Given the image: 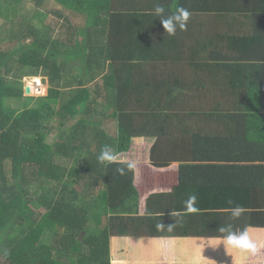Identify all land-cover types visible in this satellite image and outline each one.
Masks as SVG:
<instances>
[{
	"label": "crops",
	"instance_id": "obj_1",
	"mask_svg": "<svg viewBox=\"0 0 264 264\" xmlns=\"http://www.w3.org/2000/svg\"><path fill=\"white\" fill-rule=\"evenodd\" d=\"M89 1L102 7L97 15L101 27L96 30L117 38L111 46L117 58H102V78L95 80L101 82L102 96L111 103H136L133 90L149 83L172 91L161 101L209 105L204 113L188 114L201 110L193 106L168 121L161 117L149 123L165 132L150 136L145 130L130 150L128 160L136 165L133 182L140 186L142 202L138 215L131 216L128 235L110 237V263L264 264V208L259 210L264 206V108L244 110L250 95L240 89L259 87L252 102L264 107V0H190L187 30L175 36L165 35L154 11L152 24L141 17L120 18L113 27L104 23L106 8L141 13L147 6L154 8L157 0ZM75 2L38 0L34 5L53 19L55 35L62 39L63 34L86 28L88 16L71 8ZM125 23L132 28H125ZM145 33L148 37L153 33L149 57L143 49ZM202 82L206 84L201 97H181L188 83L199 88ZM127 120L138 132L143 128L141 117L132 114ZM192 194L197 195L199 209H209L185 214L183 202ZM246 199L248 206L239 219L223 211V203ZM160 223L174 227L158 229ZM229 224L236 230L248 229L258 246L256 255L234 249L236 256H223L230 249L221 245L217 229Z\"/></svg>",
	"mask_w": 264,
	"mask_h": 264
},
{
	"label": "trees",
	"instance_id": "obj_2",
	"mask_svg": "<svg viewBox=\"0 0 264 264\" xmlns=\"http://www.w3.org/2000/svg\"><path fill=\"white\" fill-rule=\"evenodd\" d=\"M33 1L37 4L38 0ZM74 1L76 6L71 8L84 12L88 22L86 28L78 32L75 29L63 40L55 35L57 25L52 24L53 19L47 13L37 10L26 16L21 13L20 8L24 9L28 0H0V18L4 22L0 24V256L3 264H112L110 229L113 236L128 235L127 220L138 215V205L142 202L137 189L140 186L133 182L134 169L128 170L126 166L130 163V150L145 136L147 125L139 132L133 129L126 117L122 119L119 114L120 106L127 103H111L102 96L101 82L95 80L102 78V58H117L111 50L117 38L112 32L96 30V26L101 27L100 17L97 18L102 13L99 3ZM189 1L168 0L162 4L167 12L182 6L192 15ZM153 9L147 6L137 13L112 12L106 8L108 18L104 23L113 27L120 18L141 17L151 19L152 24ZM9 22L18 25L5 35V24ZM125 28H132V24L125 23ZM147 34L142 40L149 57L153 33L150 37ZM58 54L64 58L60 63L56 62ZM147 55L144 57L148 58ZM150 58L153 59V54ZM74 62L83 67L75 68ZM27 76L47 80L45 97L23 96L22 79ZM34 88L40 87H31ZM43 89L40 88V93ZM240 89L250 95L244 110L258 112L264 108L252 102L259 87ZM133 92L138 102L139 98L153 96V85L148 83ZM160 92L162 96L172 93L166 87ZM21 97L24 104L14 109L10 101ZM157 102L158 107L153 105L152 110L153 123L162 117L159 114L175 109ZM143 115L149 116V113ZM161 129L154 126L148 131L153 136V132L164 131ZM105 145L117 154V160L109 165L97 160ZM57 158L69 161L70 166L56 164ZM121 167L125 168L124 175L117 172ZM35 186L37 189H32ZM231 202V205L228 201L223 203L222 207L246 208L249 201ZM208 209L204 206L200 210ZM112 219L120 221L116 229ZM46 233L52 236L49 244L43 242ZM55 252L59 255L57 258L53 257Z\"/></svg>",
	"mask_w": 264,
	"mask_h": 264
},
{
	"label": "rangeland",
	"instance_id": "obj_3",
	"mask_svg": "<svg viewBox=\"0 0 264 264\" xmlns=\"http://www.w3.org/2000/svg\"><path fill=\"white\" fill-rule=\"evenodd\" d=\"M145 2L153 3L150 0H143V3H145ZM20 9H21V13H23L25 16H26V14L29 15V13H31L33 10H37V11L43 10V8L35 7L34 3L29 1V0H28V3L26 4V6L24 7V9H22V8H20ZM3 23H4L3 20L0 18V24H3ZM17 25H18V23H13V22L6 23L5 24V29H4L6 31L5 35H7L9 33L8 31L11 28H13V27H15ZM68 37L69 36L67 34H63L61 36L62 39H67ZM8 43H10V42L8 41ZM63 59L64 58H63L62 55H60V54L56 55V62L60 63V62L63 61ZM164 60H168V59H164ZM151 65H153V63ZM73 66H75V68L78 67L77 69H80V68L83 67V65H80V63H78V62H74ZM150 74L155 75L156 72H150ZM82 76H84V73H82ZM86 77H87V75H86ZM163 81H164V79H163ZM22 83H23L24 90L28 86L30 88V92H31L30 95H23L24 97H32V98L45 97L47 95V93H48L49 84L47 83V80L44 79L43 77H34L33 78L31 76H29V77L27 76L24 79H22ZM154 84H155V81H154ZM190 84L191 83H188L183 89H181V91L184 93V95L181 96V97H183V98H185L187 96H192V97H197V98L201 97V95L205 92L204 86H205L206 83L202 82L201 83L202 85L199 88L198 87L190 88ZM32 86L40 87V88L42 87L44 89H43L42 93H40V91H41L40 88H39V90L38 89L36 90V88L31 89ZM160 90H162V88H155L154 87L153 88V97H149V95H147L146 96L147 98H139L138 102H136V97H137L136 96V97H134V100H135L136 103L122 104L120 106V113H119L122 116V119H124V117H126L125 119L127 120L130 116H132V114H135V115H137V116L142 118V120L139 121V122L142 123L143 127H144V125H147L145 130L151 129L153 126L148 125V123H153V111H152L153 110V105H154V107L157 108L158 107V105H157L158 102L157 101H161L162 95L160 93ZM190 90L193 91V92H196L197 95L194 94V93H191ZM36 91H39V93H36ZM161 102L163 103V105H166L167 107L175 108V109H173L170 112H167L165 114H159V115H162V117H164L165 119H167L166 121H168L171 117H178L179 115L183 114L184 108H191L193 106H195L196 109L201 108V110H196V111H192V112L188 113V114L194 115L196 113H204V112H206L205 107L209 106V105L197 104L198 101H196L194 104H175V102L163 101V100ZM11 103L14 106L13 107L14 109H18V108L22 107V105L24 104V99H23V97L14 98V99H12L10 101V104ZM199 105H201V106L199 107ZM184 112H185V110H184ZM145 113H149V116L143 115ZM163 115H165V116H163ZM95 117H96V115H95ZM159 117H161V116H159ZM130 121L131 122H135L133 120H130ZM122 122L125 123L127 121L122 120ZM137 126H135L134 128H136ZM168 135L172 136L171 134H168ZM53 136H55V135H53ZM54 162L56 164H58V165H63V166H66V167L70 166V162L65 160V159H62V158H57V159H55ZM35 187H33L32 189L36 190L37 186H35ZM30 191H32V190H30ZM126 220H127V218H126ZM119 222L120 221L118 219H112L111 220V223L114 226V229H116L119 226ZM127 222H128V224L129 223H133L134 220L133 219H131L130 221L127 220ZM127 227H131V226L127 225ZM163 233H165V232H163ZM113 234H114V232L110 229V236H113ZM45 236H46V238H43V242L46 243V244L51 243V241H52L51 234L50 233H46ZM232 251L235 252L234 249H230L228 252L224 251L225 253L223 254V256H226V257H228V256L229 257L236 256L237 255L236 252H238V251L235 252L236 253L235 255H233L231 253ZM220 254H222V253L220 252ZM57 256H59V255H58V253L56 254V252H55L53 254V257L57 258ZM0 264H3V261L1 260V256H0Z\"/></svg>",
	"mask_w": 264,
	"mask_h": 264
},
{
	"label": "clouds",
	"instance_id": "obj_4",
	"mask_svg": "<svg viewBox=\"0 0 264 264\" xmlns=\"http://www.w3.org/2000/svg\"><path fill=\"white\" fill-rule=\"evenodd\" d=\"M155 15L158 17L160 24L164 30L165 35L167 36H175L178 31H186L188 22L191 18V12L182 6H177L174 11L167 12L166 8L163 4L159 3L158 0L155 3L153 9ZM97 160L100 164L109 165L117 160V154L112 150V148L108 145L102 147ZM128 170L135 169L136 165L134 163L127 164ZM117 172L120 175L125 174V168H117ZM198 199L197 195H190L184 202V212L185 214H196L200 211L197 207ZM231 205L232 202L228 201ZM223 211L230 215V218L235 220L239 219L246 209L242 206H230L228 208L223 209ZM178 213H170V216H178ZM167 227L171 230L174 227V224H169L165 226L160 223L157 225V228ZM217 231L222 235L219 237L221 245L223 248L227 249H236L241 252L250 253L252 255H256L258 252L257 244L251 239L249 231L247 228L242 230H236L233 228L231 224L227 226H220Z\"/></svg>",
	"mask_w": 264,
	"mask_h": 264
},
{
	"label": "water",
	"instance_id": "obj_5",
	"mask_svg": "<svg viewBox=\"0 0 264 264\" xmlns=\"http://www.w3.org/2000/svg\"><path fill=\"white\" fill-rule=\"evenodd\" d=\"M24 94L25 95H30V88L28 86L25 88V93Z\"/></svg>",
	"mask_w": 264,
	"mask_h": 264
},
{
	"label": "built area",
	"instance_id": "obj_6",
	"mask_svg": "<svg viewBox=\"0 0 264 264\" xmlns=\"http://www.w3.org/2000/svg\"><path fill=\"white\" fill-rule=\"evenodd\" d=\"M38 88H36V90H37Z\"/></svg>",
	"mask_w": 264,
	"mask_h": 264
}]
</instances>
